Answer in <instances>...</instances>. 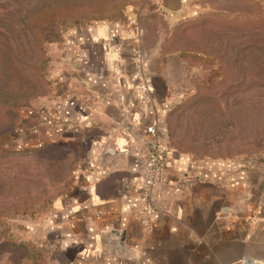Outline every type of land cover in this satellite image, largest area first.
I'll list each match as a JSON object with an SVG mask.
<instances>
[{
	"label": "crops",
	"instance_id": "obj_1",
	"mask_svg": "<svg viewBox=\"0 0 264 264\" xmlns=\"http://www.w3.org/2000/svg\"><path fill=\"white\" fill-rule=\"evenodd\" d=\"M200 1L155 5L174 26L195 17ZM135 8L128 6L124 18L78 21L62 29L51 70L53 100L42 114H33L29 137L34 140L25 144L24 139V147L56 144L75 154L70 185L52 200L44 219L48 246L60 254L54 261L264 264V200L249 191L254 181L243 164L172 148L167 179L153 198L152 228L138 220L142 160L136 152H124L145 136L153 119L168 146L164 118L172 98L160 49H144ZM140 50L153 79L152 104L137 90L133 60ZM247 204L258 215L257 225L244 221ZM227 206L234 208L231 223L223 212Z\"/></svg>",
	"mask_w": 264,
	"mask_h": 264
},
{
	"label": "rangeland",
	"instance_id": "obj_2",
	"mask_svg": "<svg viewBox=\"0 0 264 264\" xmlns=\"http://www.w3.org/2000/svg\"><path fill=\"white\" fill-rule=\"evenodd\" d=\"M107 1L104 13L57 23L56 32L41 34L23 23L53 0H0V264H33L23 247L28 244L46 264H60L53 259L60 254L48 246L44 219L70 185L75 154L56 144L20 152L13 139L53 100L51 70L62 29L124 18L128 6L136 7L144 49L158 46L167 71V145L245 165L254 181L249 191L264 200V0H201L195 17L174 26L151 0ZM29 135L23 146L34 140ZM233 209H223L229 223ZM242 211L246 223H259L253 206Z\"/></svg>",
	"mask_w": 264,
	"mask_h": 264
},
{
	"label": "built area",
	"instance_id": "obj_3",
	"mask_svg": "<svg viewBox=\"0 0 264 264\" xmlns=\"http://www.w3.org/2000/svg\"><path fill=\"white\" fill-rule=\"evenodd\" d=\"M151 1L154 4H157L160 0ZM131 22L133 23L132 20ZM145 62V53L142 50L138 51L133 60L136 72L137 90L146 102L152 104L154 101L155 90L152 76L148 72ZM119 100L120 103L124 104L126 97L123 94H120ZM132 122L137 123V120L133 119ZM159 123L158 119H153L151 123L146 126L145 136L133 143L124 152L127 155L132 151L136 152L142 160L140 176L144 182V190L140 198L138 220L147 230L152 228L150 215L155 212L153 198L158 192V186L167 179L168 161L173 153L172 148L161 142ZM250 218L255 222L257 221L254 217Z\"/></svg>",
	"mask_w": 264,
	"mask_h": 264
},
{
	"label": "trees",
	"instance_id": "obj_4",
	"mask_svg": "<svg viewBox=\"0 0 264 264\" xmlns=\"http://www.w3.org/2000/svg\"><path fill=\"white\" fill-rule=\"evenodd\" d=\"M108 6L109 4L107 0H53L51 4L37 9L24 21L23 26H25L26 29L31 28L34 29V31L37 30L41 34H46L50 29H53L56 32V28L58 27L57 23L66 24L70 20L88 18L94 13L102 14ZM29 132V128L25 131L23 130L21 135L19 134L13 139V143L16 145L18 151H31L24 147L22 142H20L25 138L23 136L29 134ZM23 247L27 251L29 260L33 264H46L45 260L35 247H31L29 244L24 245Z\"/></svg>",
	"mask_w": 264,
	"mask_h": 264
},
{
	"label": "water",
	"instance_id": "obj_5",
	"mask_svg": "<svg viewBox=\"0 0 264 264\" xmlns=\"http://www.w3.org/2000/svg\"><path fill=\"white\" fill-rule=\"evenodd\" d=\"M119 237H120V238H122V237H123V235L120 233V234H119Z\"/></svg>",
	"mask_w": 264,
	"mask_h": 264
}]
</instances>
